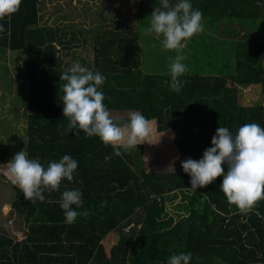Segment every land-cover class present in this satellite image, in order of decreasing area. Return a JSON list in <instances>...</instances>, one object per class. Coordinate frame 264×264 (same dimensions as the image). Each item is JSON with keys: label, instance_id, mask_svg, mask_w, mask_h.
Wrapping results in <instances>:
<instances>
[{"label": "trees", "instance_id": "obj_1", "mask_svg": "<svg viewBox=\"0 0 264 264\" xmlns=\"http://www.w3.org/2000/svg\"><path fill=\"white\" fill-rule=\"evenodd\" d=\"M41 2L22 0L10 20L0 21L4 25L0 50L27 53L28 157L47 166L69 154L78 161V175L73 182L62 181L59 191L46 190L44 201L32 203L17 189L11 207L16 220L8 222L12 230L0 233V264H166L180 251L193 254L191 264H264V200L251 212L241 213L220 190L221 177L194 192L184 171L149 172L142 143L117 156L98 137L67 132L68 119L59 99L65 82L60 76L73 65L63 62V53L77 38L74 33L67 40L59 29L42 26ZM176 2L169 0L170 5ZM192 4L214 27L230 32H234L230 21H264V0H192ZM138 6L137 28L96 30L94 62L81 64L106 76L102 90L110 112L140 111L153 120V135L147 141L171 132L178 152L195 160L211 147L219 126L232 132L246 123L264 126L263 36L258 40V32L243 28L232 39L230 58L222 57L216 66L207 59L197 62L198 49L187 43L183 53L189 71L176 93L165 83L170 80L168 58L176 53L162 49L154 33L145 34L160 0H140ZM156 52L167 60L153 69L146 60ZM225 60L235 67L224 69ZM193 63L210 70L191 71ZM251 85L261 87L262 104L241 102V87ZM65 187L82 191L79 211L88 213L73 224L65 223L59 206ZM17 233L24 239L18 241Z\"/></svg>", "mask_w": 264, "mask_h": 264}, {"label": "clouds", "instance_id": "obj_2", "mask_svg": "<svg viewBox=\"0 0 264 264\" xmlns=\"http://www.w3.org/2000/svg\"><path fill=\"white\" fill-rule=\"evenodd\" d=\"M21 3L22 0H0V21L10 20L19 11ZM160 3L161 6L154 8L151 14L145 34L154 33L162 49L176 53L168 58L170 80L165 83L170 90L179 93L186 83L182 77L189 71L183 49L192 37L205 31L204 16L200 9L193 7L192 0H177L174 5H170L169 0H160ZM3 31L4 25L0 23V32ZM60 80L65 82L59 99L64 117L68 119L67 132L76 136L83 132L86 137H98L105 146H112L117 156L137 150L141 141L145 142L153 135V120L138 110L131 111L123 124L114 121L104 103L102 85L106 76L100 71L75 62L61 74ZM181 167L189 176L194 192L221 177L219 187L228 202L247 214L260 200H264V126L246 123L235 132L219 126L212 137L211 147L203 152L202 158L183 160ZM77 169L78 161L69 154L45 166L39 158H29L24 148L6 165H0V171L32 203L44 201L46 190L59 191L62 181L73 182L78 175ZM75 182L79 183L78 180ZM82 205V191L65 187L59 200L65 223L73 224L79 216L88 214L87 211H79ZM192 259L190 251L174 252L166 264H191Z\"/></svg>", "mask_w": 264, "mask_h": 264}, {"label": "rangeland", "instance_id": "obj_3", "mask_svg": "<svg viewBox=\"0 0 264 264\" xmlns=\"http://www.w3.org/2000/svg\"><path fill=\"white\" fill-rule=\"evenodd\" d=\"M139 1L140 0H129L127 2L126 0H42V24L43 26L59 29L62 34L66 33L68 35L67 40L72 38V34H76L77 41H73L71 48L63 53L64 63H82L83 60L93 63V45L96 30H135L138 26L136 16L138 13ZM120 11H122V14ZM203 22L205 31L194 36L192 39H195V41L192 39L188 41L189 44H192V48L198 49L197 53H195L198 58L197 62L207 59V61L215 63L216 66V63H220L222 57H230L229 42L232 37L239 34L243 28H246L252 34L258 32V40L261 36L264 37V21L261 19L256 22L235 20L232 23V21H230L229 26H231V30L234 29V32H230L226 27H222L223 32H221L220 29L217 28V25L214 27V25L210 23L211 21L206 18H204ZM85 32H87V34H85ZM149 38L150 37H146V39ZM208 44L209 46H207ZM199 45L201 48L207 46V51L203 52L202 49L198 47ZM151 46L152 45L146 46V48ZM10 55L11 63H9V69H12V78L6 77V72L8 70H6L5 67H7V63L4 68H0V76H2L0 79L8 86L6 90H8V92L12 91L9 98V100H11L10 105L8 103L9 100H5V103L8 104L5 110L11 112L8 113L10 114V120L6 119L0 125L6 126L3 129L0 127V143L4 145V148L0 150V152L10 149L11 146H15L17 151H19V149L22 150L23 140L19 141L18 136H23V133L26 131L25 128H22L25 123L19 124L18 121H16L21 107L15 104L13 94L15 92L22 97L23 93H25L28 96V80L25 71L23 70L22 73L20 69L17 68L20 61H14V58H17L15 54L12 52ZM1 56L2 53H0V57ZM165 60H167L166 55L163 56L156 52L151 53L150 56L147 57L146 63H153L151 67L156 69V64L163 63L166 65ZM227 61L228 60H225V63H221L222 66H224L223 68L232 69L231 64L229 62L226 63ZM162 68L163 66L159 69L163 70ZM203 69L206 73L210 70L207 65L200 68V63H193L191 66V71L202 73ZM6 90L5 92H7ZM257 97L261 99V94L258 93L256 95V101L254 103L259 101ZM2 103L1 96L0 106ZM130 112L131 111L110 112V114L114 120L128 119ZM14 133L18 136L14 135ZM8 142H10V146L7 144ZM141 143L146 150V168L149 172H183L181 162L186 160L187 157L178 152L174 144V135L171 132L165 133L164 135L157 134L153 137V140L147 142L141 141ZM8 188L10 191L8 192L9 194L3 199L1 198L2 200L0 199V210L4 217L12 215L8 202H11L15 197L13 194L16 193V186L9 181L6 182L5 179L4 181L0 180V190L2 189L7 193Z\"/></svg>", "mask_w": 264, "mask_h": 264}, {"label": "crops", "instance_id": "obj_4", "mask_svg": "<svg viewBox=\"0 0 264 264\" xmlns=\"http://www.w3.org/2000/svg\"><path fill=\"white\" fill-rule=\"evenodd\" d=\"M40 6H41V10H42V4ZM40 16H41V14H40ZM40 24L43 26V24H42V16H41V23ZM220 30H222V29H220ZM232 39H233V37H232ZM232 39L229 42V48H230V50H232V48H233V45H232L233 44V41H232ZM192 40L195 41V39H192ZM198 41H200V40H198ZM207 46H209V44ZM207 46H205L204 48H207ZM58 47H60V46H58ZM0 53H2V56L0 57V62H1L0 63V68H4L5 64L7 63V67H5V69L8 70L6 72V74H7L6 77L7 78L8 77L9 78L10 77L12 78V75H11L12 69H9L10 68L9 67V63H11V59H10L11 55L10 54L12 53V51L11 50H8V49H2V50H0ZM13 53L17 57V58H14L15 59L14 61H17V60L20 61V63H18V65H17V68H19L22 73H23V70H24L25 71V74H26V78H27V80H29V76H28L27 70H26V66H27V53H26V51H24V50H22V51H13ZM80 64H82V63H80ZM230 64H231L232 68L235 67V63H230ZM13 73H14V71H13ZM0 77H2V76H0ZM0 84H1L0 85V89L2 87V89L0 90V99H1V96H2V102H3L2 105L0 106V125H1V123L3 121H5L6 119H9V117H10V114H8V113H11V112H8L7 110H5V107H8V104L5 103V100H9L12 91L8 92V90H6L8 88V86L6 85L5 82H3L2 79H0ZM28 85H29V83H28ZM260 89H261V87L259 85H251V86H247V87H241V91H240V99H241V102L244 105H254V104H256L254 102L256 101V95L258 93L261 94ZM5 90L7 92H5ZM9 90H10V87H9ZM13 96L15 98V104L21 107L19 109V114H18V118H17L16 121H18L19 124H22V123L24 124L25 123V125H23L22 128H25V130H26L25 133H23V136H21V137H19L15 133H14V135H17L18 136V140L19 141L23 140L22 141L23 148L27 152V117H28L29 94L27 96L25 93H23V95L21 97L18 93H15L14 92ZM257 99L259 100L258 101L259 104H262L263 103L262 94H261V99H259V97H257ZM10 102H11V100L8 101L9 105H10ZM0 127L3 129L6 126H0ZM15 129H14V132H15ZM7 144L10 146V142H8ZM11 147H12V149H11ZM11 147L8 150H4V152H0V165H6L7 162L14 157L15 154H17L19 151H21V149H19V151H17L15 146H11ZM3 148H4V145H1V143H0V150H2ZM0 173H2V174L5 175V176L1 175L0 176V180L4 181V179H5L6 182L7 181L11 182L10 178L4 172L0 171ZM17 189H18V187L16 186V193L13 194V195H15V197L13 198V200L11 202H8L9 205H10L9 206L10 207L9 208L10 211H12L11 210L12 209L11 207H12V204H13L14 200L16 199V196H17ZM8 192H10L9 191V188H8L7 193L4 190L1 189L0 190V199L1 198L3 199L5 196H7L9 194ZM0 205H1V203H0ZM11 219L16 220V218L14 216H12V215L11 216H8V217H6V216L4 217V215L1 214V210H0V233L3 232L4 229L12 230L8 226V222ZM13 229H14V232H15L16 229H17L16 224H15V226H13ZM17 240L18 241H21V239H19V237H18Z\"/></svg>", "mask_w": 264, "mask_h": 264}, {"label": "built area", "instance_id": "obj_5", "mask_svg": "<svg viewBox=\"0 0 264 264\" xmlns=\"http://www.w3.org/2000/svg\"><path fill=\"white\" fill-rule=\"evenodd\" d=\"M10 224H11V223H10ZM17 236H18L19 238H21V240L24 239L21 233H17Z\"/></svg>", "mask_w": 264, "mask_h": 264}]
</instances>
